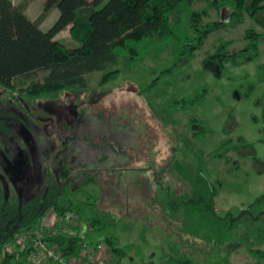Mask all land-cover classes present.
I'll return each instance as SVG.
<instances>
[{"label":"rangeland","instance_id":"obj_1","mask_svg":"<svg viewBox=\"0 0 264 264\" xmlns=\"http://www.w3.org/2000/svg\"><path fill=\"white\" fill-rule=\"evenodd\" d=\"M14 2L34 20L44 11L45 0ZM205 10L198 27L227 26L193 59L180 56L177 40L153 37L138 44L135 61L118 50V64L88 75L85 90L23 92L45 73L18 80L14 91L0 86V203L43 194L48 173L58 170L71 177L60 201L72 203L75 217L57 235L82 240L75 256L110 238L124 264H264V43L253 62L240 66L235 58L221 70L210 58L243 50L246 32L257 26L247 17L234 29L229 9L196 1L171 18L183 41L197 36L192 13ZM59 15L43 22L45 30L74 47ZM115 71L117 77L104 80ZM182 100L196 102L174 108ZM95 218L103 221L98 230L90 223ZM9 244L11 253L23 251L21 243ZM104 244L101 259L116 264ZM35 252L32 264H53Z\"/></svg>","mask_w":264,"mask_h":264},{"label":"trees","instance_id":"obj_2","mask_svg":"<svg viewBox=\"0 0 264 264\" xmlns=\"http://www.w3.org/2000/svg\"><path fill=\"white\" fill-rule=\"evenodd\" d=\"M196 1L206 2L209 8L218 11L229 9L234 29L243 25L247 17L257 26L246 32L248 44L243 50L210 58L221 70L235 58H240L238 63L242 66L261 55L264 0H45L44 11L36 21L26 14V5L0 0V86L14 91L18 80L45 73L43 82L33 83L23 92L31 97H47L67 89L85 90L88 75L104 73L118 64V50L126 49L135 61L139 57L138 44L153 37L167 36L177 40L182 48L180 56L193 59L194 53L204 46L211 34L227 26L218 21L200 28L198 23L208 11L192 13V21L197 22L192 28L197 36L183 41L176 34L171 18L173 13L184 7L191 8ZM55 9L60 12L59 27L70 28L76 43L74 47L55 40L51 33L42 30L43 22ZM258 28L263 31L259 32ZM176 68L177 64L162 75L170 76ZM118 73H107L104 80H112ZM160 80L155 79L148 89H154ZM195 102L182 100L174 103V108L187 109ZM200 128L193 129L194 135ZM63 176L65 179L49 172L44 193L25 201L20 195L4 198L0 203V251L13 242L16 235L33 231L49 211L53 210L61 219L73 210L71 202L61 205L60 200L71 184L68 174ZM90 221L97 230L103 225L98 218ZM48 242L58 245L67 258L75 256L82 245L79 237L67 238L61 234L49 238ZM106 242L113 252H120L110 238H106ZM31 250L7 253L2 264H27ZM188 263L193 262L189 260Z\"/></svg>","mask_w":264,"mask_h":264},{"label":"built area","instance_id":"obj_3","mask_svg":"<svg viewBox=\"0 0 264 264\" xmlns=\"http://www.w3.org/2000/svg\"><path fill=\"white\" fill-rule=\"evenodd\" d=\"M74 217V213L68 212L60 219V221L62 224H71L74 221ZM51 224H53L52 219L50 220L46 215L36 226L32 237L29 238L26 233L16 235L13 242L16 241L18 244L21 243L23 245L21 250L24 251L29 248L33 249L27 259V264H32V261H36L39 258L35 251L41 252L44 258L52 261L53 264H105V259H101V257L104 256V252L107 250L104 243L95 247L85 245L84 248L86 250L80 256L77 255L70 258L65 257L58 245L48 242L49 238L57 236L58 233V230L54 227L50 231L47 230ZM9 247L10 244L8 243L0 253L2 252L3 256L7 253H11L12 250L9 249ZM86 259L87 261L85 262Z\"/></svg>","mask_w":264,"mask_h":264},{"label":"crops","instance_id":"obj_4","mask_svg":"<svg viewBox=\"0 0 264 264\" xmlns=\"http://www.w3.org/2000/svg\"><path fill=\"white\" fill-rule=\"evenodd\" d=\"M13 1V3L15 4V5H17L15 2H14V0H12ZM56 11H57V9H55L54 11H52V13H51V15L49 16V18L54 14V13H56ZM26 14L29 16V13H28V11L26 10ZM59 17H60V15H59ZM29 18L30 19H32L30 16H29ZM49 18L46 20V23L49 21ZM33 21H36V20H34V19H32ZM41 28H42V30L44 31V32H46V33H48V31L47 30H45V24L43 25L42 24V26H41ZM52 221H53V224H51L50 225V227L47 229L48 231H50V230H52V228L54 227V228H56V229H59L60 230V232H64V230H62V229H64V228H62L61 227V225H62V223H61V221H60V218H58V216H57V218L56 217H54L53 219H52ZM65 230H67L66 228H65ZM60 234V233H59ZM98 242H102V240H100V239H98L95 243H98ZM90 244H93V242H89ZM88 243V244H89ZM102 243H106V242H102ZM110 246V245H109ZM120 249V248H119ZM111 250H112V248H111ZM122 253H123V251L121 252V249H120V252L119 253H115V252H110V254L108 255L107 254V257L109 256L110 258H113V261L116 263V264H124V260H125V257H123V255H122ZM109 259V258H108Z\"/></svg>","mask_w":264,"mask_h":264},{"label":"flooded vegetation","instance_id":"obj_5","mask_svg":"<svg viewBox=\"0 0 264 264\" xmlns=\"http://www.w3.org/2000/svg\"><path fill=\"white\" fill-rule=\"evenodd\" d=\"M55 174V176H57V178H59V177H61L62 179H65V176H63V175H61L60 173H59V171L58 170H56V172L54 173ZM69 177V176H68ZM70 179H71V177H69ZM21 196V195H20ZM23 199V198H22Z\"/></svg>","mask_w":264,"mask_h":264}]
</instances>
